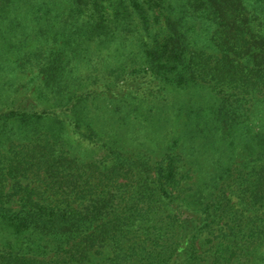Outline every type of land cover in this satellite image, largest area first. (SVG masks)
I'll return each mask as SVG.
<instances>
[{
  "label": "trees",
  "instance_id": "trees-1",
  "mask_svg": "<svg viewBox=\"0 0 264 264\" xmlns=\"http://www.w3.org/2000/svg\"><path fill=\"white\" fill-rule=\"evenodd\" d=\"M0 264H264V0H0Z\"/></svg>",
  "mask_w": 264,
  "mask_h": 264
}]
</instances>
